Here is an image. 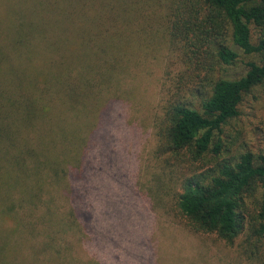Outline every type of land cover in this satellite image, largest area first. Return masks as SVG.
<instances>
[{"label":"trees","instance_id":"trees-1","mask_svg":"<svg viewBox=\"0 0 264 264\" xmlns=\"http://www.w3.org/2000/svg\"><path fill=\"white\" fill-rule=\"evenodd\" d=\"M159 25L194 83L170 90L159 151L217 159L246 96L264 93V0H0V264H100L82 254L93 234L82 212L93 215L79 187L99 130L96 82L111 83ZM178 208L229 244L248 231L260 245L251 264H264V155L185 177Z\"/></svg>","mask_w":264,"mask_h":264},{"label":"rangeland","instance_id":"rangeland-1","mask_svg":"<svg viewBox=\"0 0 264 264\" xmlns=\"http://www.w3.org/2000/svg\"><path fill=\"white\" fill-rule=\"evenodd\" d=\"M157 33L140 51L132 50V62L126 59L127 68L114 72L111 83L97 79L103 93L88 121L99 130L79 182L80 205L93 215L85 219L82 212L81 219L92 222L93 234L82 254L100 264H251L250 254L260 245L247 239L248 231L232 244L194 232L178 208V196L191 174L213 172L243 152L264 155V93L247 95L240 116L224 128L221 157L169 158L159 151L163 107L176 83L178 88L194 83L184 74L182 45L165 38L160 25ZM244 68L243 63L230 73L244 74ZM58 206L68 208L63 201ZM247 206L252 211L255 199ZM259 250L264 253V244Z\"/></svg>","mask_w":264,"mask_h":264}]
</instances>
